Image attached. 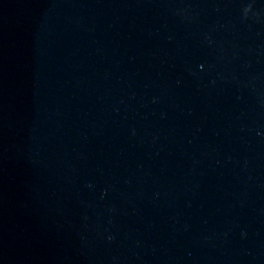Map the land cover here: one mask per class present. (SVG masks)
I'll return each instance as SVG.
<instances>
[{"label": "water", "instance_id": "1", "mask_svg": "<svg viewBox=\"0 0 264 264\" xmlns=\"http://www.w3.org/2000/svg\"><path fill=\"white\" fill-rule=\"evenodd\" d=\"M0 264H264V0H0Z\"/></svg>", "mask_w": 264, "mask_h": 264}]
</instances>
